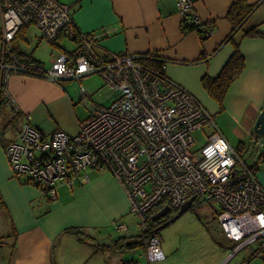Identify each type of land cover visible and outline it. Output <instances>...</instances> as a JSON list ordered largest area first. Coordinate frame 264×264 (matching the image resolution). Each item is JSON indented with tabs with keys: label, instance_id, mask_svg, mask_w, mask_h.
I'll use <instances>...</instances> for the list:
<instances>
[{
	"label": "built area",
	"instance_id": "obj_1",
	"mask_svg": "<svg viewBox=\"0 0 264 264\" xmlns=\"http://www.w3.org/2000/svg\"><path fill=\"white\" fill-rule=\"evenodd\" d=\"M193 7L194 0H178L179 13L202 27ZM0 26L4 105L18 112L8 90L11 76L17 74L59 84L99 74L117 93L110 105L94 106L76 135L60 130L46 134L27 115L19 139L7 147L17 178L55 200L59 186L89 181L92 170L109 171L128 194L143 232L150 231L148 219L156 208L179 211L193 197L216 202L219 225L235 244L229 260L254 245L256 255L264 258V186L256 176L257 166L264 163V135L255 134L244 149L231 146L207 109L164 74L167 63L155 68L142 61L144 55H98V36L80 31L72 6L60 0H0ZM32 26L51 44L69 40L75 48L63 49L50 69L27 60L15 51L14 41L23 28ZM82 94L87 96L83 87ZM208 125L214 131L196 149L195 134ZM114 225L129 230L125 224ZM146 256L150 263L166 259L157 235L147 239Z\"/></svg>",
	"mask_w": 264,
	"mask_h": 264
},
{
	"label": "crops",
	"instance_id": "obj_2",
	"mask_svg": "<svg viewBox=\"0 0 264 264\" xmlns=\"http://www.w3.org/2000/svg\"><path fill=\"white\" fill-rule=\"evenodd\" d=\"M236 1L194 0L193 13L204 23L214 25L204 42L197 31L183 34L185 18L179 13L178 0H78L70 6L79 30L98 36V55L152 54L168 60L167 77L207 109L231 146L239 148L242 144L244 149L251 145L255 124L264 108V37H246L243 30L235 35L245 68L231 85L223 104L203 85L205 76L220 75L235 52V44L227 41L233 32L227 15ZM246 1L260 5L245 28L256 27L264 34V0ZM28 30L24 38L15 39L16 52L44 66L34 52L22 48L20 41H26ZM62 42L55 45L60 51L75 48L72 42V48L62 47ZM88 77L76 83L60 84L19 74L9 80L8 90L18 112L3 104L5 117L9 122L19 118L22 124L21 131L11 141L0 143V251L4 253L0 254L1 264H128L131 261L142 264L137 252L142 249L146 254V248H128V244L141 241V237L127 235L130 230L119 231L114 225V222L123 224L121 220L131 213V202L113 174L92 170L89 181L59 186L57 199L53 200L39 186L17 178L7 156V147L19 139L27 115L31 116L32 125L46 134L59 130L78 134L95 106H91L88 116L82 112L84 98L91 96L84 87ZM82 87L87 91L86 97ZM112 102L96 106H108ZM204 131L208 137L214 128L208 125ZM256 176L264 186V163L257 166ZM69 228L80 229L84 242L66 233ZM220 249L221 253L225 251L222 245ZM257 250L258 245L247 247L230 260L231 254L227 259L217 254L208 264H264V258L256 255Z\"/></svg>",
	"mask_w": 264,
	"mask_h": 264
},
{
	"label": "rangeland",
	"instance_id": "obj_3",
	"mask_svg": "<svg viewBox=\"0 0 264 264\" xmlns=\"http://www.w3.org/2000/svg\"><path fill=\"white\" fill-rule=\"evenodd\" d=\"M77 1L60 0L67 5ZM83 1L87 2V0ZM20 43L24 50L34 52V55L42 60L46 69L52 67L55 55L61 52L57 46L42 38L40 30L36 26L29 28L26 41L21 40ZM38 44L39 46L36 47ZM61 46L70 49L73 44L69 40H65ZM87 80L89 81L84 82V87L91 96L84 98L82 112L88 116L91 106L108 104L116 98L117 93L105 86L104 79L99 74L92 75ZM80 91L79 87V94ZM5 113L6 108L3 105L1 106L0 143L11 141L21 131L20 119L17 118L15 121L9 122ZM195 138L197 139L195 148L200 149L206 143L205 131L197 132ZM177 213L178 211H172L169 215L174 216ZM218 214L219 205L216 202L197 199L178 220L158 232L157 236L160 238L163 251L167 256L166 261L150 263L142 249L137 252V257L142 264H208L217 254H221L222 258L227 259L234 250L235 244L229 242L223 233L218 222ZM121 221L130 230L126 233L127 235L132 233L135 238H140L143 235L139 216L129 213ZM111 232L115 233L114 229H111ZM221 245L225 248L222 253ZM0 254L4 253L0 251ZM127 259H129V255ZM1 262L0 258V264Z\"/></svg>",
	"mask_w": 264,
	"mask_h": 264
},
{
	"label": "trees",
	"instance_id": "obj_4",
	"mask_svg": "<svg viewBox=\"0 0 264 264\" xmlns=\"http://www.w3.org/2000/svg\"><path fill=\"white\" fill-rule=\"evenodd\" d=\"M259 5L260 3L252 5L249 4L246 0H237L230 8L229 13L227 15V19L233 25V32L229 36L227 41L233 42L235 44V52L232 55V57L229 59V61L227 62V64L225 65V67L223 68L222 72L218 77H211L207 75L203 78V85L205 89L220 104H223L231 85L241 77L243 70L245 68V58L241 52L240 44L236 42L235 35L237 34V32L243 30L244 35L246 37H254V38L264 37V34L258 31L256 27L248 28V29L245 28L247 22L249 21L255 10L259 7ZM213 26L214 25L211 22L209 23L203 22L202 27H199L195 24H192L189 18H185L182 24V30H183V34L185 35L188 34L189 32L197 31L201 37V40L204 42L212 34ZM26 30L27 28H23L19 32L16 38H24ZM0 36H1V26H0ZM14 49L15 51H17L15 47ZM19 54L23 55L20 52ZM1 55H2V50L0 45V61H1ZM29 61L42 65L41 62H39L34 58H31V60ZM142 61L155 68H160L162 64L168 62V60L152 54L144 55ZM164 74L166 75L165 71ZM3 104L4 102L1 99L0 106H2ZM239 148L243 149L242 144ZM160 208H156L150 214V217L148 219L149 224L151 226L150 231L143 232V235L140 236L141 241L128 244L129 249H135L138 247L146 248L147 239L150 236L158 235L159 231L157 229L161 226V222L157 220L154 221L153 216L158 212ZM65 232L77 236L81 242H84L83 232L80 229L69 228ZM131 262H129L128 264H130Z\"/></svg>",
	"mask_w": 264,
	"mask_h": 264
},
{
	"label": "water",
	"instance_id": "obj_5",
	"mask_svg": "<svg viewBox=\"0 0 264 264\" xmlns=\"http://www.w3.org/2000/svg\"><path fill=\"white\" fill-rule=\"evenodd\" d=\"M254 131L257 135L262 136L264 135V108L255 124L254 127ZM195 197H193L191 200H189L179 211L178 213L173 216L169 221L165 222L164 224H162L157 230L160 231L164 228H166L167 226H169L171 223L175 222L176 220H178L185 212H187L192 206L193 203L195 201ZM172 212L170 207H165L163 208L161 211L157 212L154 216H153V220H159L161 218H164L166 216H168L170 213Z\"/></svg>",
	"mask_w": 264,
	"mask_h": 264
},
{
	"label": "flooded vegetation",
	"instance_id": "obj_6",
	"mask_svg": "<svg viewBox=\"0 0 264 264\" xmlns=\"http://www.w3.org/2000/svg\"><path fill=\"white\" fill-rule=\"evenodd\" d=\"M158 211H160V210H158ZM174 216H175V215H174ZM172 217H173V216L168 215V216H166V217H164V218H161V219H159V220H157V221L161 222V225H162V224H164L165 222L169 221Z\"/></svg>",
	"mask_w": 264,
	"mask_h": 264
}]
</instances>
